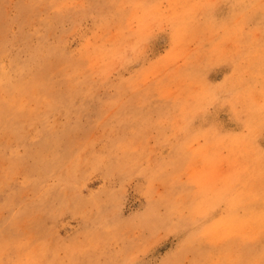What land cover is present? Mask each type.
I'll return each instance as SVG.
<instances>
[{
	"label": "rangeland",
	"instance_id": "obj_1",
	"mask_svg": "<svg viewBox=\"0 0 264 264\" xmlns=\"http://www.w3.org/2000/svg\"><path fill=\"white\" fill-rule=\"evenodd\" d=\"M263 190L264 0H0V264H264Z\"/></svg>",
	"mask_w": 264,
	"mask_h": 264
},
{
	"label": "bare ground",
	"instance_id": "obj_2",
	"mask_svg": "<svg viewBox=\"0 0 264 264\" xmlns=\"http://www.w3.org/2000/svg\"><path fill=\"white\" fill-rule=\"evenodd\" d=\"M249 174H250V173H249ZM250 175H252V174H250ZM250 180H251V185H253L254 188H257L258 183H257L256 181H258V179H257L255 176L252 175V177L250 178ZM245 191L249 194V198H250L251 200H253V198H251V196H253L254 193L252 192V190L250 189V187L246 188ZM263 192H264V190H263ZM243 194H244V193H243ZM253 204H254V206H253ZM252 208H253L252 213H253L255 216H256V215H258V216L264 215V202H263L261 205H257V204H255V202H254V203H252ZM253 254H254V253H253ZM262 261H263V260H262ZM262 264H263V262H262Z\"/></svg>",
	"mask_w": 264,
	"mask_h": 264
}]
</instances>
